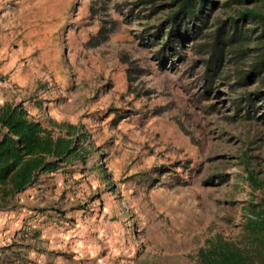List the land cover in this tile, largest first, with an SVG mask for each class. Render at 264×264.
<instances>
[{
	"label": "rangeland",
	"instance_id": "1",
	"mask_svg": "<svg viewBox=\"0 0 264 264\" xmlns=\"http://www.w3.org/2000/svg\"><path fill=\"white\" fill-rule=\"evenodd\" d=\"M63 1L51 8L66 25L35 48L39 58L31 45H7L47 74L36 92L10 71L0 77L4 103L21 104L55 137L78 136L62 181L50 183V220L64 222L65 239L50 264H73L69 230L80 256L100 253L101 264H199L202 249L224 243L264 264V75L240 76L264 45L257 20L241 13H264V0H210L173 30L177 0ZM219 28L242 43L217 55ZM14 207L0 200V210ZM19 229H0V260L15 262L28 240Z\"/></svg>",
	"mask_w": 264,
	"mask_h": 264
},
{
	"label": "crops",
	"instance_id": "2",
	"mask_svg": "<svg viewBox=\"0 0 264 264\" xmlns=\"http://www.w3.org/2000/svg\"><path fill=\"white\" fill-rule=\"evenodd\" d=\"M63 2V0H0V77L10 71V79L17 87L25 92L26 90L36 92L37 82L40 83L41 78H46L47 74L40 73V69L36 68L37 63L33 67L32 63L24 64L23 60L29 59L30 55L23 57V49L18 47L19 53L17 50L9 52L7 45L13 41L31 45V51L34 50L31 55L34 54L36 59L39 58L41 53L36 55L35 48L49 45L50 38L57 36L60 28L66 25L67 19L63 11L51 8L52 5H62ZM17 27L22 30H18ZM42 91L35 93L37 97L33 101L40 100L44 96ZM9 95L0 85V106L7 102ZM24 101L23 104L29 100ZM27 112L30 114L29 111ZM61 171L62 168H57L54 171L40 172L22 191L12 198L7 197L10 201H14L15 207L10 210H0V229L6 227L5 235L12 236L21 226L28 225L32 229V236L15 249L19 253L14 254V256L17 255L14 263L6 258L5 260L10 262L8 263L1 258L0 264H50L56 259L52 248L57 242L64 243V222L61 220L60 226L57 227L50 220L48 204H50V183L62 181ZM67 237L68 240L70 239V244L73 242L69 246L70 250L75 252L70 256L73 264H96L97 262L101 264L100 253L98 259L96 256L93 259L80 256L83 247L78 231L69 230ZM92 248L97 255L96 252L100 249L96 245L87 246V253Z\"/></svg>",
	"mask_w": 264,
	"mask_h": 264
},
{
	"label": "trees",
	"instance_id": "3",
	"mask_svg": "<svg viewBox=\"0 0 264 264\" xmlns=\"http://www.w3.org/2000/svg\"><path fill=\"white\" fill-rule=\"evenodd\" d=\"M210 0H177L175 13L170 17L171 30L178 19L196 20L201 9ZM249 0H237L246 2ZM251 1V0H250ZM242 17L257 20L264 33V13L247 9ZM236 21V19H233ZM243 37L219 28L216 34L214 52L220 54L222 45L231 46L232 40L240 42ZM242 43V42H240ZM264 75V45L252 63L250 71L240 74L244 79L250 75ZM68 128L71 125L67 124ZM77 135L69 131L54 136L52 130L40 121L29 117L21 104L4 103L0 106V200L13 197L22 191L40 172L54 171L59 164L68 160L76 150ZM264 222V217H263ZM199 264H253V257L244 247L224 243L218 249H202Z\"/></svg>",
	"mask_w": 264,
	"mask_h": 264
},
{
	"label": "built area",
	"instance_id": "4",
	"mask_svg": "<svg viewBox=\"0 0 264 264\" xmlns=\"http://www.w3.org/2000/svg\"><path fill=\"white\" fill-rule=\"evenodd\" d=\"M17 238L21 239V240H26L29 239L32 236V231L30 229V227L27 226H22L18 233H17Z\"/></svg>",
	"mask_w": 264,
	"mask_h": 264
}]
</instances>
